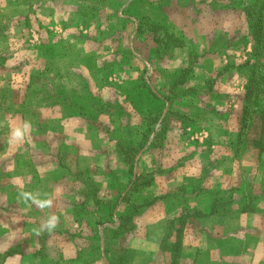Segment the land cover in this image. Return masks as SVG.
<instances>
[{
	"label": "rangeland",
	"instance_id": "obj_1",
	"mask_svg": "<svg viewBox=\"0 0 264 264\" xmlns=\"http://www.w3.org/2000/svg\"><path fill=\"white\" fill-rule=\"evenodd\" d=\"M177 1L180 3L0 0V158L7 162L6 173L14 171L13 159L19 160L23 173L26 170L29 173L31 168L34 172H45L58 164L62 175L74 176L79 181L76 188L85 186L86 193L80 196L76 214L88 224L112 220L116 206H120L118 212H124L120 218L125 228L122 232L113 231V243L107 241L108 248L104 247L108 252L114 249L113 264H153L155 259L160 262L155 264H181L177 259L182 253L180 240L184 232L192 231L189 225L192 219L207 216L217 208L224 209L236 197L264 190V175L256 179L255 171V164L263 162L264 174V151L259 154L252 147V139L260 137L257 127L260 120L251 114L248 126L244 114V87L248 78L254 75L259 79L260 74L264 77V37L258 43L261 52L254 55V27L258 21H252L250 30L243 9L232 8L248 0H216L208 7ZM193 7L208 13L212 10L210 22L216 29L209 30L206 38L194 35L205 29L197 28L201 22L174 20L171 28L184 32V37H177L159 20L164 10L181 18ZM234 14H243L245 20L238 23ZM165 17L172 19L168 14ZM164 31L176 38L175 44H180L177 47L183 48L169 49L173 41L164 47ZM217 31L225 35L220 41L226 43L212 56L216 53L213 52L217 48ZM187 52L189 56L185 58ZM219 55H226L225 64L224 59L218 63ZM215 62L224 66L209 67L208 73L190 68L195 64L208 67ZM185 68L188 71H183ZM182 74L184 83L175 84ZM201 76L206 78L203 84L202 79L194 80ZM163 77L171 78L172 83H164L160 79ZM164 88L166 96L171 97L170 110L160 121L165 101L156 95ZM180 92L185 94L180 96ZM257 94L254 102L264 103V79L259 80ZM179 99H186L191 106L207 107L219 115L233 110L240 112L242 129L233 137L236 144L233 153L239 167L228 173L225 188L208 192L214 200L208 211H189L192 195L206 193L201 179L195 176L199 169L194 157L200 148L193 143L198 134L184 129L182 145L174 141L166 142L171 147L164 144L168 136L170 139L175 136L167 132L171 121L177 118L182 127L189 124L184 115L179 117L176 113ZM155 117L156 121L149 125L147 122ZM14 131L20 134V139L13 138ZM215 134L216 138L222 135ZM151 135L155 138L149 148L152 157L142 159L140 166L136 164V155ZM217 150H212L216 160L218 155H227L226 151ZM214 164L217 168L218 163ZM178 169H184L187 187L164 191ZM79 175H85L81 182ZM100 181L104 183L102 198L94 195ZM180 193L185 197L182 213L167 220L163 236L166 260L164 253L157 257L128 247V239L134 233L128 226L133 220L136 222L143 209L170 194ZM184 222L188 223L187 228H181ZM110 232L107 238L112 236ZM83 261L89 260L86 257Z\"/></svg>",
	"mask_w": 264,
	"mask_h": 264
},
{
	"label": "crops",
	"instance_id": "obj_2",
	"mask_svg": "<svg viewBox=\"0 0 264 264\" xmlns=\"http://www.w3.org/2000/svg\"><path fill=\"white\" fill-rule=\"evenodd\" d=\"M174 1L176 4L179 2ZM215 1L186 0V5L208 7L215 4ZM186 13V16L183 15V17L178 18L177 14L175 16L171 15L172 11L168 10L166 12L164 10V16L160 17L159 20L166 29L169 28L170 33H174L177 37L182 35L184 37V32L178 30V28L175 30L171 28V23L174 20L201 22L202 26L199 25L197 28L205 27V29L194 35H200L204 38L210 35L209 30L216 29L215 24L210 22L211 17L209 15L213 14L212 10L208 13L193 7L192 10L190 9ZM165 14H168L172 19L167 18L169 20L167 21ZM235 17L238 18V23L241 19L245 20L243 14L235 15ZM217 32L215 43L217 48H214L213 52L216 53L212 56H216L218 51L222 50L220 45L226 43L220 41L225 35H222L220 31ZM240 34L238 32V36ZM176 48L181 50L183 47L176 46ZM178 50L176 52L179 53ZM188 56L187 52L185 58H188ZM219 56L218 63L223 62L224 59L225 64L226 55ZM216 63H212L208 67L195 64L190 68H201L208 73L209 67L213 69L224 66L222 64L217 66ZM175 67H177V64H174V69ZM160 79L164 80V83L166 81L168 85L173 81L168 77ZM205 79L204 76H201L200 79L196 78L194 80H201L200 82L203 84ZM152 82L154 84L155 80H152ZM105 83H107V80ZM166 94L165 88L161 90L160 96L155 94L165 101L160 111V121L170 110ZM184 100L186 99L178 100L180 106L176 108V113L179 117L184 115L190 125L185 124L184 128L177 118L171 121L167 132L175 136L172 137L173 140L168 136V141L165 140L164 144L174 141L182 145L183 138L181 136L184 129H192L198 134L196 135V141L193 143L200 148L196 149L197 155L194 157V163L199 169H196L198 172L195 176L201 179L206 193L192 195L189 211H208L214 205L212 195H209L208 192L219 187L225 188L224 184L228 181V173L235 166L236 168L239 167L237 165L239 161L233 153L236 147L233 137L240 132L241 125L239 122L241 116L237 110L228 113L221 112V115H219L207 109V107L204 109L199 105L191 106L188 103L187 105ZM218 116H221V119H218ZM141 130L142 128H140ZM215 132L222 135L216 138L214 137ZM154 142V135H151L149 141L137 153L136 164L141 166L142 159L152 157L153 152L149 148ZM165 146L171 147L172 145L166 143ZM213 149H218L217 152L224 150L227 155H218L216 160L212 156ZM13 160L14 171L8 174L6 173L7 162L0 158V264H113L115 261L114 249L110 248L109 253L104 247H107V241L113 243V231L122 232L125 228L120 218L124 212H118L121 207L116 206L112 220L105 223L99 221L88 224L86 219L76 214V206L80 202V196H84L86 190L85 186L75 187V184L77 182L79 184V181L75 180L74 176L62 175L58 164L50 167V169H45V172H34L31 168L29 173L27 170L23 173L21 164L17 163L19 160ZM214 163H218L217 168L214 167ZM262 163L260 162V165L255 164L256 179H262L264 175ZM183 174H185L184 169L174 171L172 175L174 177L167 181L166 186L163 188L164 191L184 187V185L187 187V184L184 183ZM84 176H78L80 182ZM83 182L85 180H82ZM99 185V189L94 190V195L102 198L104 183L100 181ZM249 195L244 194L242 198L236 197L232 205L224 209L217 208L215 212L207 216L192 219L189 222L190 227H192L189 228L192 231L189 233L184 232V236L182 235V240H180V244H183L182 253L178 254V258L176 257L180 263L264 264V190H259L255 194L249 193ZM184 198L183 193L170 194L167 199L157 201L155 204L144 208L143 213L137 218L136 222L133 220L132 224L128 226V229L134 232L128 239V247L130 245V248L136 250V252H146L157 257L163 253L166 256L165 251L162 249L166 223L167 220L179 217L182 213L185 203ZM42 204L45 207H41ZM53 217L56 219L55 228L42 230L45 221ZM87 224L89 227H87ZM187 225L188 223L184 222L181 224V228H187ZM108 232L112 234L110 238L106 237ZM91 237L93 238L92 241ZM176 242L179 243L178 238H176ZM86 257L89 261L84 262L83 260ZM166 258L167 256L164 259L166 260ZM155 262L160 263L156 259ZM165 264L167 263L165 262Z\"/></svg>",
	"mask_w": 264,
	"mask_h": 264
},
{
	"label": "trees",
	"instance_id": "obj_3",
	"mask_svg": "<svg viewBox=\"0 0 264 264\" xmlns=\"http://www.w3.org/2000/svg\"><path fill=\"white\" fill-rule=\"evenodd\" d=\"M243 3V1L241 2ZM234 6L238 9H243V11L246 14V21L247 24L249 25L248 27L251 30V23L254 20L256 22V20L258 21L255 24V32H254V55H258L259 52H261V48L260 46H258V43L260 42V39L264 37V0H248L245 2V4H239L238 5H232V8H234ZM156 24H152V26L155 27ZM257 29V30H256ZM163 38H165V41L162 43V45L164 47L167 48L168 42L173 41L174 45L172 44L171 46H169V49L174 48L176 46H180L179 43L175 44L176 38L169 34L167 31H164L163 33ZM156 41H158L159 39H155ZM248 63V61L244 62V64ZM189 68H185L183 69V71L186 70L188 71ZM184 73V72H183ZM184 74H182V76L175 81V84H177V82L179 81L180 84L184 83L183 80ZM264 79V77L262 76V74L259 75V79H255V76L252 75L248 78L246 85L244 87L245 89V96H244V114H246V120H245V124L249 126V123L251 124V114L256 117L259 118L260 120V124H258V128H259V134L260 137L259 138H253L252 139V147L253 148H257L259 154H261L264 151V103L259 104V101L254 102L253 98L255 100L258 99V94H257V89H258V85H259V80ZM261 92V91H260ZM180 92L179 95H183L185 93ZM175 94V93H173ZM154 96V95H153ZM179 96V97H180ZM168 101H171V97L168 96L167 97ZM249 115V117L247 116ZM245 116V115H244ZM243 116V118H244ZM257 118V120H258ZM156 121V117L149 120L147 123L150 125L152 123H154ZM242 129V128H241ZM147 130H150V128H147ZM152 131V130H151ZM241 134V133H240ZM142 147V145L140 146ZM138 147V148H140ZM198 215H203V213H199ZM206 215V214H205Z\"/></svg>",
	"mask_w": 264,
	"mask_h": 264
},
{
	"label": "clouds",
	"instance_id": "obj_4",
	"mask_svg": "<svg viewBox=\"0 0 264 264\" xmlns=\"http://www.w3.org/2000/svg\"><path fill=\"white\" fill-rule=\"evenodd\" d=\"M12 136L14 139H20V134L18 132L14 131L12 133ZM41 207H45V205L42 204ZM55 226H56V219L53 217L45 221V223L42 225V230L52 229L55 228Z\"/></svg>",
	"mask_w": 264,
	"mask_h": 264
}]
</instances>
